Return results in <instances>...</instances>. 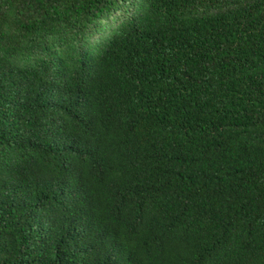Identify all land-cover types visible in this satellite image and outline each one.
I'll return each mask as SVG.
<instances>
[{
	"label": "trees",
	"instance_id": "obj_1",
	"mask_svg": "<svg viewBox=\"0 0 264 264\" xmlns=\"http://www.w3.org/2000/svg\"><path fill=\"white\" fill-rule=\"evenodd\" d=\"M0 264H264V0H0Z\"/></svg>",
	"mask_w": 264,
	"mask_h": 264
}]
</instances>
